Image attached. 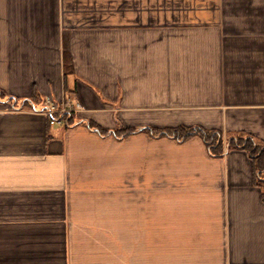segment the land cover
Returning a JSON list of instances; mask_svg holds the SVG:
<instances>
[{
  "label": "crops",
  "instance_id": "crops-1",
  "mask_svg": "<svg viewBox=\"0 0 264 264\" xmlns=\"http://www.w3.org/2000/svg\"><path fill=\"white\" fill-rule=\"evenodd\" d=\"M178 125L264 139V0H0V264H264L253 159Z\"/></svg>",
  "mask_w": 264,
  "mask_h": 264
},
{
  "label": "trees",
  "instance_id": "trees-1",
  "mask_svg": "<svg viewBox=\"0 0 264 264\" xmlns=\"http://www.w3.org/2000/svg\"><path fill=\"white\" fill-rule=\"evenodd\" d=\"M66 116V115H65ZM71 115L68 119L69 124L73 122ZM93 126V124H90ZM151 135L171 136L179 140H184L193 135H200L206 143L209 151L217 156H222L226 149H243L249 153L255 165V178L261 183L264 198V139L249 133L225 134L223 130L217 128H205L200 125H178L175 127H146ZM99 132L109 133L106 128L98 127ZM135 129H114L115 135H128ZM227 135V137H226Z\"/></svg>",
  "mask_w": 264,
  "mask_h": 264
},
{
  "label": "built area",
  "instance_id": "built-area-1",
  "mask_svg": "<svg viewBox=\"0 0 264 264\" xmlns=\"http://www.w3.org/2000/svg\"><path fill=\"white\" fill-rule=\"evenodd\" d=\"M78 110H82L81 104L78 103L76 106H73L70 103H66L64 106L53 105L45 113L49 117V122L51 124L69 125L68 119L70 114Z\"/></svg>",
  "mask_w": 264,
  "mask_h": 264
},
{
  "label": "rangeland",
  "instance_id": "rangeland-1",
  "mask_svg": "<svg viewBox=\"0 0 264 264\" xmlns=\"http://www.w3.org/2000/svg\"><path fill=\"white\" fill-rule=\"evenodd\" d=\"M83 110V109H82ZM73 113V112H72ZM68 116V115H67ZM243 134V133H242ZM242 134H237V135H242ZM228 135V134H227ZM227 135H226V137H227ZM243 135H245V134H243Z\"/></svg>",
  "mask_w": 264,
  "mask_h": 264
}]
</instances>
